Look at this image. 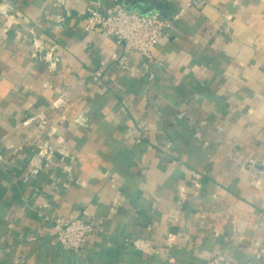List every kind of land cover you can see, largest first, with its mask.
Instances as JSON below:
<instances>
[{"label":"crops","instance_id":"1","mask_svg":"<svg viewBox=\"0 0 264 264\" xmlns=\"http://www.w3.org/2000/svg\"><path fill=\"white\" fill-rule=\"evenodd\" d=\"M112 1L0 0V264H264V0H120L180 13L127 68Z\"/></svg>","mask_w":264,"mask_h":264},{"label":"built area","instance_id":"2","mask_svg":"<svg viewBox=\"0 0 264 264\" xmlns=\"http://www.w3.org/2000/svg\"><path fill=\"white\" fill-rule=\"evenodd\" d=\"M205 0H189L187 6H197ZM180 16L176 14L172 19L160 16L159 13L143 15L129 10L120 0H113L111 5L103 10L90 8L86 14L85 31L89 33H104L111 36L120 51L114 52L112 58L121 68L129 65V55L137 52L145 58H150L156 43L173 20ZM96 77L100 74L96 73ZM55 239L64 248L81 251L93 232V225L81 220L65 222L56 219ZM133 245L144 253L152 249L144 240H135ZM206 264H228L224 255L213 256Z\"/></svg>","mask_w":264,"mask_h":264},{"label":"water","instance_id":"3","mask_svg":"<svg viewBox=\"0 0 264 264\" xmlns=\"http://www.w3.org/2000/svg\"><path fill=\"white\" fill-rule=\"evenodd\" d=\"M140 14H142V13H140Z\"/></svg>","mask_w":264,"mask_h":264}]
</instances>
